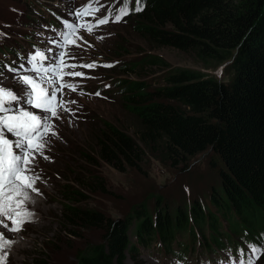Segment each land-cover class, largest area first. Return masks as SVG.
<instances>
[{"label": "rangeland", "instance_id": "1", "mask_svg": "<svg viewBox=\"0 0 264 264\" xmlns=\"http://www.w3.org/2000/svg\"><path fill=\"white\" fill-rule=\"evenodd\" d=\"M119 2L0 0V87L6 91L14 89L22 98L26 86L20 82L21 77H44L43 82L52 80L56 101L50 108L51 111L58 109L55 111L57 115L52 117L51 111L45 113L42 109L25 105L33 114L49 117L47 131L29 158L39 174L27 178L33 185L31 189L24 188L31 193L29 199L25 200L10 188L6 190L10 194L4 191L0 198L7 208V201L9 203L19 196L38 213L35 214L37 219L25 217L13 228L16 229L11 232L13 237L0 240L5 246V249L0 248V264H38L41 259L43 264H73L81 248L101 240L102 230L99 228L79 229L77 236L64 235L59 220L64 184L79 189L77 197L74 195L77 204L97 208L114 219L123 216L139 202H144L150 213L160 205L167 206L168 210L174 206L187 208L194 200L206 201L209 190L219 187L218 169L209 148L175 165L170 164L163 153H160V159L146 154L138 170H118L97 156L94 135L104 120L128 132L137 126L136 119L120 104L116 83L117 78L150 83L158 81L156 77L164 68L147 64L144 58L158 55L169 65L190 67L219 80H227L232 73L229 57L209 59L204 63L191 52L148 43L131 29V16L119 7ZM117 17H120L119 21ZM101 20L107 22L99 23ZM68 24L72 25L71 29ZM33 56H36L35 61L31 60ZM53 61H56L57 71L50 77L43 69L51 67L52 64L46 65ZM133 61H141L135 71L126 67ZM33 66L41 71H34ZM125 67L126 71L123 70ZM77 72L79 76L75 75ZM42 73L45 75H37ZM43 82L36 81V85L40 83L37 92H44ZM33 100H36L35 95ZM3 115L5 113L0 112V116ZM92 178L101 179L103 188L90 183ZM27 179L20 185L28 184ZM225 224V220H221L220 230ZM2 232L6 233L0 228V236H3ZM193 235L191 241L186 234L179 235L187 247L177 241L171 243L172 248L183 249L181 258L173 255L171 249L167 251L158 242H152L139 246L131 257L125 252L123 262L260 264L252 246L242 244V252L238 254L241 250L229 247L235 242L233 239L221 238L224 244L229 243L228 246L211 245L207 249L201 241V233L194 230Z\"/></svg>", "mask_w": 264, "mask_h": 264}, {"label": "trees", "instance_id": "2", "mask_svg": "<svg viewBox=\"0 0 264 264\" xmlns=\"http://www.w3.org/2000/svg\"><path fill=\"white\" fill-rule=\"evenodd\" d=\"M119 3L131 16V29L148 43L191 52L204 63L229 57L232 73L219 80L190 67L169 65L158 55L144 58L164 68L158 81L117 78L116 83L120 104L137 126L128 132L104 120L94 135L97 156L118 170H138L146 154L160 159L163 153L175 165L209 148L220 182L218 189L209 190L206 201L194 200L187 208L168 210L160 205L150 213L139 202L117 219L77 204L79 189L64 184L59 214L64 235L77 236L86 228L102 230L101 240L81 248L73 264H124L125 252L131 257L139 246L152 242L182 255L183 249L171 243L187 247L179 235L191 241L194 230L201 233L207 249L229 244L221 238L233 239L232 246L252 244L264 264V0ZM140 62L126 67L135 71ZM90 183L103 188L101 179ZM223 219L225 228L220 230Z\"/></svg>", "mask_w": 264, "mask_h": 264}, {"label": "snow or ice", "instance_id": "3", "mask_svg": "<svg viewBox=\"0 0 264 264\" xmlns=\"http://www.w3.org/2000/svg\"><path fill=\"white\" fill-rule=\"evenodd\" d=\"M140 9L137 8V11ZM120 17H117L119 21ZM106 20H101L99 23H106ZM69 29L72 28L71 24H68ZM67 39V36H65ZM39 53H37V56ZM36 56L31 57L32 61H35ZM92 67V65H89ZM15 71V69H10ZM33 70L40 72L41 69L35 68ZM46 73H55L57 68L55 63L53 66L43 69ZM75 75L79 76L80 73L77 72ZM20 82L24 86H28L23 91V97L21 98L15 93V90H5L0 87V112L5 113V115L0 116V185L3 184L5 177L10 185V190L15 192L17 195L23 196L25 200L29 199L28 193L24 192V188H33L32 183L25 185H16L13 180L18 173L25 171V165L29 163V158L32 156L30 149L33 147L32 138L37 136V138L43 135V132L47 131L48 124L47 121L49 117L47 115L37 116L32 112L28 111L25 107L31 106L36 109H42L45 113L51 111L50 105L53 100H55V91L52 90L51 85L54 81L45 80L44 92L50 93L49 95H44V92H37V85L34 80L28 76H23L20 78ZM35 94L36 100H33V95ZM7 98L6 100L4 98ZM13 102L15 106H13ZM7 105V106H6ZM7 113H13V115H7ZM57 114L55 111H51V116L55 117ZM26 118L24 123H10L9 121H19L21 118ZM40 123H36L37 121ZM31 121V123H29ZM6 129V132L3 130ZM43 129V132L41 131ZM11 134L15 137V140L10 143L9 139L4 138L6 135ZM15 147L16 152L10 151L12 147ZM39 147V146H38ZM0 213L6 214V208L2 201H0ZM25 215H31L30 213H25ZM15 224V221H13ZM14 231L16 229H13Z\"/></svg>", "mask_w": 264, "mask_h": 264}, {"label": "bare ground", "instance_id": "4", "mask_svg": "<svg viewBox=\"0 0 264 264\" xmlns=\"http://www.w3.org/2000/svg\"><path fill=\"white\" fill-rule=\"evenodd\" d=\"M53 63H56V61H53L52 63H49L47 64L46 66L52 64L53 66ZM45 66V67H46ZM29 74V73H28ZM27 74V75H28ZM36 75V74H34ZM38 76H44L45 74L42 73V74H37ZM46 75L52 77V73H47ZM46 78H48L47 76H45ZM30 78H32L34 80V82L36 83V81H39L40 83L43 82V79L44 77H38L39 80H37L38 78L37 77H33V76H30ZM41 78V79H40ZM39 83V85H40ZM39 85L37 84V89L39 88ZM42 86H44V84H41ZM28 87V86H26ZM52 88V87H51ZM44 89V88H43ZM41 92V90H40ZM58 93V92H57ZM50 93L48 92H45L44 95H49ZM35 95V94H34ZM56 97V96H55ZM56 101V98L55 100L52 101V103ZM52 103L50 105V107L52 106ZM13 106H15V103H13ZM52 108V107H51ZM28 110V109H27ZM52 110V109H51ZM58 110V109H55V111ZM9 115H13V113H10ZM26 120V118H21L19 121H9L10 123H24ZM29 123H31V121H29ZM36 123H40V121H37ZM41 131L43 132V129H41ZM4 132H6V129H4ZM43 135H44V132H43ZM43 135L41 137H43ZM37 138V136H33L32 138V145L33 147L30 149L31 153L35 151L36 149V146L39 142V139L41 138ZM4 138L6 139H9L10 143H12L14 140H15V137L12 136L11 134L9 135H6ZM17 150L15 149L14 145L12 147V152H16ZM39 172L37 169H33V163L29 160V163L27 165H25V171H22L20 173L17 174V176L14 178L13 182L16 184V185H20L21 183L24 184V182H26L25 180L30 177V176H36L38 175ZM29 180L27 179V182ZM29 183V182H28ZM26 184V183H25ZM10 188V185L8 183V180L7 178L5 177L4 181H3V184L0 185V195L2 196L3 192L8 190ZM38 188V187H37ZM11 191V190H10ZM24 192H27L28 193V196L31 197V193H29V191L23 189ZM8 192V191H6ZM9 193V192H8ZM12 193V192H11ZM10 194V193H9ZM13 194V193H12ZM0 196V197H1ZM6 197V196H5ZM12 197V195L10 196ZM23 197V196H22ZM33 199H36L35 196H32ZM4 199V198H3ZM8 199V198H6ZM38 200V199H37ZM0 201L1 198H0ZM10 201V200H9ZM5 205V202L4 200L2 201ZM33 202V201H32ZM6 206H8L6 209V214L4 213H0V228L4 230V232L6 233H3V236L1 235L0 236V240L3 239L4 237L8 238V237H13L12 233L14 230L13 228L17 227L18 224H20L25 217H30V219H37V217H35V214L38 213V210L35 209L34 207L31 208L27 205L26 201L22 198H20L19 196H15L13 201L11 199V202L8 203L7 201V204ZM10 206V208H9ZM34 206V204H33ZM11 209V210H10ZM25 213H30L31 215H25ZM23 217V218H22ZM13 221H15V224L13 223ZM13 230V231H12ZM16 233V232H15ZM14 234V233H13ZM8 244H10L9 240L7 241ZM11 245V244H10ZM18 245V243H17ZM13 246V245H12ZM15 247V246H14ZM0 248H3L5 249V246L4 245H1L0 244ZM12 248V247H11ZM9 252H10V249H9ZM6 257V256H5ZM5 259V258H4ZM8 259V258H7Z\"/></svg>", "mask_w": 264, "mask_h": 264}]
</instances>
